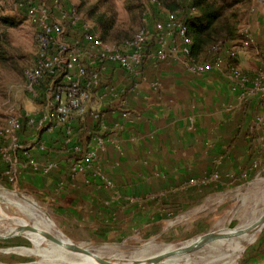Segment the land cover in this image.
<instances>
[{
	"label": "crops",
	"instance_id": "1",
	"mask_svg": "<svg viewBox=\"0 0 264 264\" xmlns=\"http://www.w3.org/2000/svg\"><path fill=\"white\" fill-rule=\"evenodd\" d=\"M251 13L252 24L238 29V34L243 28L249 30V45L244 46L239 36L223 51L233 52L230 66L250 81L264 57V7ZM142 67L143 79L132 86L131 76L108 64L100 81L115 90L127 87L125 103L120 106L111 97L99 102L92 93L85 115L72 114L69 119L68 148L82 152L94 134L104 137L105 149L96 160L102 177L79 174L65 190L55 188L63 176L60 172L25 171L18 181L54 200L55 213L103 239L163 237L206 225L224 227L241 218L240 211L251 212L252 201L257 212L254 221L264 202V125L258 129L254 119L264 114L252 108L255 101L264 100V93L241 104L237 91L219 71L195 75L180 62L152 57ZM93 112L104 118L103 130ZM41 137L48 151L33 147L26 133L19 156L23 158V150L28 149L38 162L66 166L71 152L61 147L63 129ZM258 154L262 161L251 169Z\"/></svg>",
	"mask_w": 264,
	"mask_h": 264
},
{
	"label": "built area",
	"instance_id": "2",
	"mask_svg": "<svg viewBox=\"0 0 264 264\" xmlns=\"http://www.w3.org/2000/svg\"><path fill=\"white\" fill-rule=\"evenodd\" d=\"M24 2L21 8L25 18L35 26L38 47L34 64L23 71L25 90L35 104L31 109L11 115L7 125L0 127V161L6 167L4 180L10 184H15L18 176L25 171L43 175L60 172L63 176L59 177L56 190H65L79 174L84 176L93 172L92 177H102L96 160L105 149L104 137L99 133L94 134L93 142L82 152L78 147L68 148L72 136L68 122L72 114L85 115L86 102L92 93L96 94L99 102L111 97L120 106L125 103L123 97L127 87L115 90L100 81V73L108 64L131 76L132 86L143 79L142 66L149 57L158 61L180 62L189 73L195 75L219 71L237 91V101L241 104L247 103L251 96L262 89L264 68L259 67L250 81L246 74L230 66L228 57L233 56L230 50L208 63L190 58L193 45L187 35L185 20L193 13L192 7L186 9L184 14L157 9L148 16L144 12L142 24L135 34L117 44L102 39L97 27L70 0ZM263 7L264 0H254L251 12L254 8ZM239 36L243 39V45L248 46L251 41L249 30L241 29ZM91 116L96 119L100 129L106 127L99 113L93 112ZM262 126L258 125L257 128ZM62 129L64 141L61 147L71 152L66 166L56 161L38 162L28 149L23 150V158L19 157L21 139L26 133L31 136L33 147L46 152L48 150L42 134ZM261 161L262 155H256L251 169Z\"/></svg>",
	"mask_w": 264,
	"mask_h": 264
},
{
	"label": "rangeland",
	"instance_id": "3",
	"mask_svg": "<svg viewBox=\"0 0 264 264\" xmlns=\"http://www.w3.org/2000/svg\"><path fill=\"white\" fill-rule=\"evenodd\" d=\"M16 1H0V15L13 17L16 22V26L4 31L7 35V40L10 42L9 48L11 54L14 56V60L11 62L9 68H0V127L7 125L11 115L31 109L35 104L34 100L29 97L25 90L23 71L34 64L37 55L38 47L35 40L36 29L34 24L25 18L23 8ZM80 1L82 0H70V3L79 5ZM102 1L103 3L105 2L104 0ZM169 1L171 0H107L105 2L107 7H112L113 26L111 32L115 38L112 40H116L114 43L123 42L122 40L131 38L135 34L142 24V15L144 12L148 16H151L155 9L163 10L162 7L165 5L163 2L168 3ZM253 2L254 0H250L248 3H239L234 7L237 15L234 17L237 29L243 25L252 24L251 10ZM94 3L95 0H86L83 10ZM156 4L158 5L156 6ZM261 62L260 65L264 68V57H262ZM259 92L264 93V83L262 89L257 93ZM255 103L252 109L257 114H264V100L258 99V104L257 101ZM254 124L256 126L264 125V115L256 116ZM5 169L4 163L0 161V196L2 197L0 199V264H37L39 262L49 261L50 259L54 260L58 257L66 258L68 255L70 257L81 256L73 252L72 249L74 248L64 244L63 241L57 244H51L46 240H42L36 244L28 239L26 234H29L32 230L26 226L27 224L32 225L36 229L35 233L38 235L45 234L52 237L54 232L35 223L31 216L16 205V203L25 200L13 193L14 190L44 207L55 217L61 231L74 242L86 247L89 251L99 256L113 259L147 260L154 256L171 252L175 245L193 240L197 236L214 229L227 228L236 230L247 227L251 224L252 216L254 215L255 217L257 214L256 211V213L254 212L256 203L252 201L249 205L251 212L243 213L240 211L241 218L238 219L235 217V220L230 221L224 227H211L210 225H206L205 227L197 228L191 233L163 237H144L140 235L124 240L103 239L97 236L92 229L79 226L74 219L67 220L63 216L55 213L54 206L56 203L54 200L41 197L38 192L31 189L22 180L18 181L20 180V176H18L15 184H10L4 180L3 171ZM23 203L30 205L26 201ZM263 234L264 228L257 240L245 250L242 257L232 264H264ZM228 238L230 237L226 239H211L193 250L184 253L180 256L182 260H171L168 264H231L228 259H223L217 263H209L214 257L227 252L228 249L239 251L230 242H227ZM53 248H58L59 250L54 251L52 250Z\"/></svg>",
	"mask_w": 264,
	"mask_h": 264
},
{
	"label": "trees",
	"instance_id": "4",
	"mask_svg": "<svg viewBox=\"0 0 264 264\" xmlns=\"http://www.w3.org/2000/svg\"><path fill=\"white\" fill-rule=\"evenodd\" d=\"M2 1V0H0ZM7 1V0H6ZM105 2L107 0H104ZM250 0H171L163 2V9L168 12L184 14L186 9L192 7L193 13L185 20L187 35L192 40L190 58L193 61L208 63L223 53L226 43L239 38L238 29L234 17V7L239 3H248ZM24 5V0H17ZM102 0H95V3L83 10L86 0L78 4H72L84 17L92 22L101 32L102 39L108 42L112 40L113 15L112 7H107ZM157 6V4H156ZM102 10V11H100ZM155 11H157L155 9ZM154 11V12H155ZM15 19L8 15H0V68H9L14 56L10 52L9 41L4 31L13 28ZM115 39V38H114ZM124 39L122 41L129 40ZM121 42V41H120ZM117 43V44H120Z\"/></svg>",
	"mask_w": 264,
	"mask_h": 264
},
{
	"label": "water",
	"instance_id": "5",
	"mask_svg": "<svg viewBox=\"0 0 264 264\" xmlns=\"http://www.w3.org/2000/svg\"><path fill=\"white\" fill-rule=\"evenodd\" d=\"M16 195H19L22 199H24L28 204L25 205L21 203H16V205L25 211L35 223L38 225L47 228L54 233H57V237L54 235L52 237H49L45 234H41L40 236L43 238V240H46L47 242L51 244H57L60 243V241H63L64 244H67L69 247H73V252L79 255L86 256L90 259H92L95 264H168L171 260H182L180 256H182L184 253L189 252L193 250L194 248L206 243L207 241L214 239V238H235V239H243L246 240V245L239 251H233L231 249H228L227 252H224L223 254H220L216 257H214L209 263H217L221 262L223 259H228L229 263L236 262L242 255L244 254L245 250L251 246L259 237L260 233L262 232L264 228V202L263 206L258 213L257 217L254 221L251 222L250 225L244 228L236 229V230H230L227 228L224 229H214L211 230L205 234L197 236L195 239H193L194 243L186 247L185 249L181 251H171L166 252L161 255L154 256L153 258L147 259V260H127V259H113L110 257H104L99 256L91 251H89L86 247L78 244L77 242H74L72 239H70L67 235H65L59 225L56 221L55 217L50 214L44 207H42L40 204L32 201L31 199L27 198L23 194L19 193L18 191H13ZM0 199L2 197L0 196ZM12 203V202H10ZM31 230H36L32 225L27 224L26 225ZM250 232H254L251 236L248 234ZM55 237V238H53ZM58 238V239H57ZM72 252V253H73ZM235 264V263H234Z\"/></svg>",
	"mask_w": 264,
	"mask_h": 264
},
{
	"label": "bare ground",
	"instance_id": "6",
	"mask_svg": "<svg viewBox=\"0 0 264 264\" xmlns=\"http://www.w3.org/2000/svg\"><path fill=\"white\" fill-rule=\"evenodd\" d=\"M263 198H264V194H263ZM23 202H25V201H23ZM23 202H20V203L24 204ZM253 233L254 232H250L248 234V236L249 235L251 236ZM53 235L55 237H57V233H53ZM26 237L28 239L32 240L36 244L40 243L43 240V238L40 235H38L37 233H35L34 230H32V232L30 231L29 234H26ZM227 242H230L232 244V246L235 249H238V250H241L246 245V240L238 239V238L237 239L228 238ZM193 243H194L193 240L182 242L180 244L175 245L173 247V250L174 251H181V250L185 249L186 247L191 246ZM52 250L57 251L59 249L58 248H53ZM68 250L71 251L70 249H68ZM41 263H44V264H55V263H63V264H95V262L92 259H90V258H88L86 256H83V255L77 256V257H73V256L70 257L68 255L66 258L58 257L57 259H54V260L50 259L49 261H43V262H39L37 264H41ZM30 264H33V263H30Z\"/></svg>",
	"mask_w": 264,
	"mask_h": 264
}]
</instances>
